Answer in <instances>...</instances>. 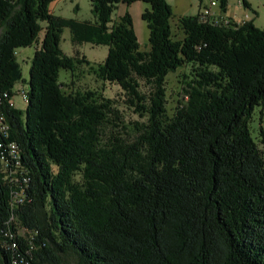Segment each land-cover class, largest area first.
<instances>
[{
  "label": "trees",
  "instance_id": "16d2710c",
  "mask_svg": "<svg viewBox=\"0 0 264 264\" xmlns=\"http://www.w3.org/2000/svg\"><path fill=\"white\" fill-rule=\"evenodd\" d=\"M51 1L0 0V143L16 145L19 164L0 161V264H264L262 120L255 137L249 128L264 106V30L176 16L165 0H89L91 23L54 15ZM136 2L148 6L147 51L128 14L112 21ZM41 23L22 113L16 51ZM64 29L108 48L89 70L142 120L129 131L117 99L63 89L61 70L90 64L62 51ZM188 66L169 113L167 76Z\"/></svg>",
  "mask_w": 264,
  "mask_h": 264
},
{
  "label": "rangeland",
  "instance_id": "374dc122",
  "mask_svg": "<svg viewBox=\"0 0 264 264\" xmlns=\"http://www.w3.org/2000/svg\"><path fill=\"white\" fill-rule=\"evenodd\" d=\"M171 8V11L176 16L196 15L199 11L196 6L197 0H165ZM211 0H203L200 3L202 13L203 6H207ZM217 3L213 7L215 15L219 22L223 24L236 23L240 24L243 21H252L253 25L259 29L264 30V0H228L224 10L220 9L219 0H213ZM245 3V4H244ZM148 6L142 2H136L129 6L124 4H118L112 14V21H118L121 17L128 14L130 16L134 32L136 34L138 44L141 51H147L148 46V29L145 22L142 20L143 12ZM48 9L56 16L63 18H71L78 21H87L94 23L95 18L91 13V5L89 0H52L48 6ZM171 31L174 34L181 36V33L177 31L176 19L171 23ZM42 30L38 34L37 41L31 46L26 48H20L16 51V59L21 68V80L15 83L12 87L11 102L15 109L25 111L27 103L23 100L22 93L28 92L29 81V68L31 64L32 56L35 50L41 47V42L44 37L45 23H41ZM60 47L62 51L68 56H74L78 52L81 56H84L90 64L88 67L82 65L75 72L74 78L70 77L68 72L61 70L59 72V80L64 84V90L69 91H97L104 97L109 99H117L118 109L122 114V125L125 126L124 131L132 129V123L135 121H142L137 114H135L132 108L122 102V94L120 89L113 84L103 83L95 78V76L89 70V67L96 68L98 63H101L107 55L108 48L101 45H92L89 43H82L79 45L71 42V33L68 29H64L61 34ZM192 79V72L190 67L178 69L174 73H169L166 81V97H167V109L171 113L176 106L178 100L186 97L183 91V87L187 86ZM262 111V115H260ZM262 120L264 126V106L256 107L254 109L251 121L249 122V128L252 137L256 136V129L259 125V121ZM115 128L114 130H116ZM119 130V128H118ZM120 131H123L120 129ZM19 235L25 237L23 229H20ZM65 264H73L71 259H67Z\"/></svg>",
  "mask_w": 264,
  "mask_h": 264
},
{
  "label": "built area",
  "instance_id": "2783aa9c",
  "mask_svg": "<svg viewBox=\"0 0 264 264\" xmlns=\"http://www.w3.org/2000/svg\"><path fill=\"white\" fill-rule=\"evenodd\" d=\"M216 5L217 3L211 0L209 4L203 8L201 14L203 16L213 17L215 20L219 21L217 19L218 18L217 15H215L213 11V7H215ZM4 96L6 97V94ZM22 96H23V100L27 102V94L23 92ZM0 148L3 150V152L0 155V161L2 162L4 166L11 165L12 161H14L15 165H19L17 161L18 152H17L16 145L14 143H8V144L0 143Z\"/></svg>",
  "mask_w": 264,
  "mask_h": 264
},
{
  "label": "crops",
  "instance_id": "0c3cea01",
  "mask_svg": "<svg viewBox=\"0 0 264 264\" xmlns=\"http://www.w3.org/2000/svg\"><path fill=\"white\" fill-rule=\"evenodd\" d=\"M198 1V0H197ZM196 6L198 7V9H199V11H198V13L201 11V6H200V2L198 1L197 2V4H196ZM205 6H203V8H204ZM182 16H186V14H183Z\"/></svg>",
  "mask_w": 264,
  "mask_h": 264
}]
</instances>
